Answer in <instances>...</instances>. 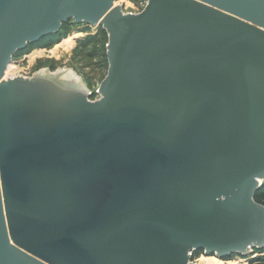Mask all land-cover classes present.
<instances>
[{
    "label": "water",
    "instance_id": "water-1",
    "mask_svg": "<svg viewBox=\"0 0 264 264\" xmlns=\"http://www.w3.org/2000/svg\"><path fill=\"white\" fill-rule=\"evenodd\" d=\"M119 1L0 0V264L264 250V0ZM70 21L108 35L98 99L74 71L6 77Z\"/></svg>",
    "mask_w": 264,
    "mask_h": 264
},
{
    "label": "rangeland",
    "instance_id": "rangeland-1",
    "mask_svg": "<svg viewBox=\"0 0 264 264\" xmlns=\"http://www.w3.org/2000/svg\"><path fill=\"white\" fill-rule=\"evenodd\" d=\"M148 0H120L125 13H141ZM108 35L99 27L85 24L65 23L56 37L29 45L26 50L14 57L8 77H32L41 70L55 72L72 70L93 93L92 100L98 99L96 92L108 74L107 60ZM264 204V196L260 198ZM204 257H209L203 259ZM203 259V260H202ZM195 264H264V250L257 251L254 258L234 255L224 260L211 258L202 251L194 254Z\"/></svg>",
    "mask_w": 264,
    "mask_h": 264
},
{
    "label": "trees",
    "instance_id": "trees-1",
    "mask_svg": "<svg viewBox=\"0 0 264 264\" xmlns=\"http://www.w3.org/2000/svg\"><path fill=\"white\" fill-rule=\"evenodd\" d=\"M65 25V24H64ZM63 25V26H64ZM100 29H102V31L105 33V31L103 30V28L100 26L99 27ZM54 37H56V36H49V37H46V38H44L43 40H41V41H44V40H47L48 42H50V40H52V38H54ZM40 41V42H41ZM39 43V42H38ZM264 196V186L259 190V191H257V193H256V196H255V200L258 202V203H260V204H262V202H261V197H263ZM262 205H264V204H262ZM260 251V250H259ZM261 251H263V250H261ZM257 251H255L253 254H251L250 256H248V257H252V258H254V254L256 253ZM241 257H243V256H241ZM206 258H209V257H204L203 259H206ZM211 258H215V259H218V258H216L215 256H211ZM246 257H243V259H245ZM202 259V260H203ZM218 260H220V259H218ZM221 261V260H220Z\"/></svg>",
    "mask_w": 264,
    "mask_h": 264
},
{
    "label": "bare ground",
    "instance_id": "bare-ground-1",
    "mask_svg": "<svg viewBox=\"0 0 264 264\" xmlns=\"http://www.w3.org/2000/svg\"><path fill=\"white\" fill-rule=\"evenodd\" d=\"M11 67V66H10ZM9 73H10V68H9V70H8V72H7V76L6 77H8V75H9ZM60 74H75L72 70H61L60 71ZM76 75V74H75ZM78 79H79V81H80V78L78 77ZM81 82V81H80Z\"/></svg>",
    "mask_w": 264,
    "mask_h": 264
},
{
    "label": "built area",
    "instance_id": "built-area-1",
    "mask_svg": "<svg viewBox=\"0 0 264 264\" xmlns=\"http://www.w3.org/2000/svg\"><path fill=\"white\" fill-rule=\"evenodd\" d=\"M98 98H99V95H98ZM195 254V253H194ZM194 254H193V256H194Z\"/></svg>",
    "mask_w": 264,
    "mask_h": 264
}]
</instances>
